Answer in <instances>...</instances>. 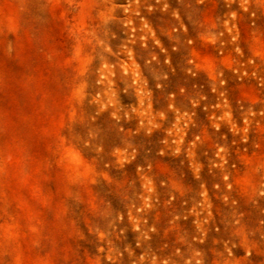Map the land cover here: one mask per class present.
Returning <instances> with one entry per match:
<instances>
[{
  "label": "rangeland",
  "instance_id": "374dc122",
  "mask_svg": "<svg viewBox=\"0 0 264 264\" xmlns=\"http://www.w3.org/2000/svg\"><path fill=\"white\" fill-rule=\"evenodd\" d=\"M243 2L0 0V264H264Z\"/></svg>",
  "mask_w": 264,
  "mask_h": 264
},
{
  "label": "clouds",
  "instance_id": "9594fccd",
  "mask_svg": "<svg viewBox=\"0 0 264 264\" xmlns=\"http://www.w3.org/2000/svg\"><path fill=\"white\" fill-rule=\"evenodd\" d=\"M246 4H247V0H244V2L241 4V7H245ZM211 39H215V38H211ZM153 59H155V57H153ZM197 264H199L198 261Z\"/></svg>",
  "mask_w": 264,
  "mask_h": 264
}]
</instances>
